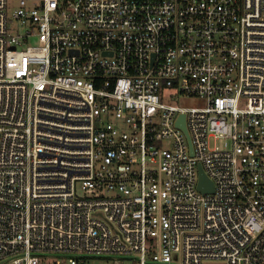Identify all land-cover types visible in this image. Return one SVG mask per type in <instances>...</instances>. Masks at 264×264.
<instances>
[{
  "label": "built area",
  "instance_id": "1",
  "mask_svg": "<svg viewBox=\"0 0 264 264\" xmlns=\"http://www.w3.org/2000/svg\"><path fill=\"white\" fill-rule=\"evenodd\" d=\"M209 260L264 264V0H0V264Z\"/></svg>",
  "mask_w": 264,
  "mask_h": 264
},
{
  "label": "rangeland",
  "instance_id": "2",
  "mask_svg": "<svg viewBox=\"0 0 264 264\" xmlns=\"http://www.w3.org/2000/svg\"><path fill=\"white\" fill-rule=\"evenodd\" d=\"M12 2L16 4L17 0H12ZM27 44L28 45L36 44L35 39L31 38L29 42H27ZM165 102L171 103V104H174L180 107H187V108L197 107L201 104V101L196 98H191V97H186V96H181V95H179L177 99H173V100L165 99ZM204 264H226V263L220 260H209V261H205Z\"/></svg>",
  "mask_w": 264,
  "mask_h": 264
},
{
  "label": "water",
  "instance_id": "3",
  "mask_svg": "<svg viewBox=\"0 0 264 264\" xmlns=\"http://www.w3.org/2000/svg\"><path fill=\"white\" fill-rule=\"evenodd\" d=\"M183 116H181V123H179V126L185 131L184 124H183ZM200 177H199V183H198V189L202 192H212L213 190V184L212 182L204 175L203 171L199 170Z\"/></svg>",
  "mask_w": 264,
  "mask_h": 264
}]
</instances>
